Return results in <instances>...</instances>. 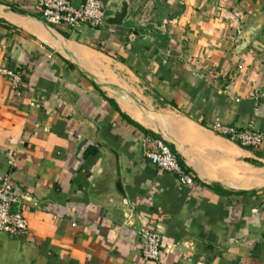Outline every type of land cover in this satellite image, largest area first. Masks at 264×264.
<instances>
[{
	"label": "crops",
	"instance_id": "1",
	"mask_svg": "<svg viewBox=\"0 0 264 264\" xmlns=\"http://www.w3.org/2000/svg\"><path fill=\"white\" fill-rule=\"evenodd\" d=\"M37 2L0 0V67L21 74L18 89L0 75V178L10 169L28 196L27 234H0V264H264V214L251 212L264 143L209 130L264 134V0H156L162 33L70 32L42 23ZM146 137L194 183L158 174ZM143 226L162 236L157 260L142 257Z\"/></svg>",
	"mask_w": 264,
	"mask_h": 264
},
{
	"label": "built area",
	"instance_id": "2",
	"mask_svg": "<svg viewBox=\"0 0 264 264\" xmlns=\"http://www.w3.org/2000/svg\"><path fill=\"white\" fill-rule=\"evenodd\" d=\"M156 0L148 3L142 0H131V10L136 23L152 20L150 9ZM38 19L47 26L62 27L70 32H79L86 25L100 29L104 27V5L101 0H83L78 6H73L69 0H38ZM0 75L6 77L12 89H18L21 74L18 70L0 67ZM227 81V80H226ZM224 89H229L225 85ZM209 130L219 136L229 139L241 147L258 148L264 143V134L252 128L237 129L221 124L215 120ZM142 155L156 168L157 173H172L181 186H190L194 178L185 170L170 148L158 138L146 137L141 141ZM10 169L0 178V234L10 237H22L27 234V221L22 214L23 203L28 199L20 188L11 181ZM253 213L264 214V204L251 208ZM137 238L141 246V254L145 260H157L162 243L161 234L149 227H140Z\"/></svg>",
	"mask_w": 264,
	"mask_h": 264
},
{
	"label": "water",
	"instance_id": "3",
	"mask_svg": "<svg viewBox=\"0 0 264 264\" xmlns=\"http://www.w3.org/2000/svg\"><path fill=\"white\" fill-rule=\"evenodd\" d=\"M104 23L113 26H122L133 30H147L162 33L160 20H149L141 23L134 21L133 15L129 12V0H103ZM244 43L243 45H245Z\"/></svg>",
	"mask_w": 264,
	"mask_h": 264
},
{
	"label": "bare ground",
	"instance_id": "4",
	"mask_svg": "<svg viewBox=\"0 0 264 264\" xmlns=\"http://www.w3.org/2000/svg\"><path fill=\"white\" fill-rule=\"evenodd\" d=\"M242 173H245L244 171ZM261 186V185H260Z\"/></svg>",
	"mask_w": 264,
	"mask_h": 264
}]
</instances>
